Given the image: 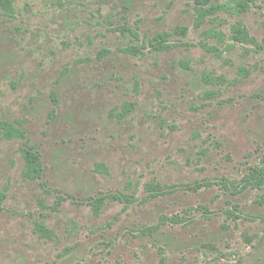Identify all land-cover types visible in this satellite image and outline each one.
<instances>
[{"label":"rangeland","instance_id":"obj_1","mask_svg":"<svg viewBox=\"0 0 264 264\" xmlns=\"http://www.w3.org/2000/svg\"><path fill=\"white\" fill-rule=\"evenodd\" d=\"M236 1L199 28L194 0L0 8V121L25 133L0 132V264H264V0Z\"/></svg>","mask_w":264,"mask_h":264},{"label":"trees","instance_id":"obj_2","mask_svg":"<svg viewBox=\"0 0 264 264\" xmlns=\"http://www.w3.org/2000/svg\"><path fill=\"white\" fill-rule=\"evenodd\" d=\"M256 0H237L233 7L230 8V12L233 14H241L247 11L252 4H254ZM194 26L196 28L201 27L205 21L210 20V17L216 14V12L220 10L228 9L222 2L219 3H211V0H194ZM0 8L4 9L6 12H12V6L10 0H0ZM211 34L207 32V35ZM217 36V39L223 40V34L219 32L214 33ZM229 39L233 43H255V39L249 34L247 28L243 26L241 22H236L230 27V35ZM208 48V47H206ZM216 55H220V51H215ZM207 77V76H205ZM208 81H211L210 78H207ZM131 103L127 104V107H123L120 116L128 113L131 110ZM0 132L1 136L6 139H11L14 137L23 138L25 136L24 130L19 127V125H15L12 122L8 121H0ZM22 157L24 159V168L22 170L21 176L24 179L35 180L40 179L43 176L44 166L41 162L40 156L38 152L31 146L25 147L21 149ZM5 187L0 192V202L5 198L6 195ZM114 198V196H108L106 194L100 195L97 198H89L91 205L93 206L94 212L98 213L101 205L107 198ZM35 228L40 234L44 237L50 238L52 236L51 232L45 228V226L39 222H36Z\"/></svg>","mask_w":264,"mask_h":264}]
</instances>
